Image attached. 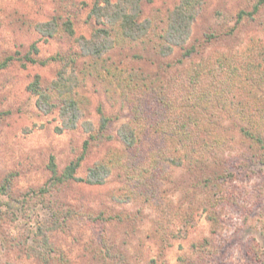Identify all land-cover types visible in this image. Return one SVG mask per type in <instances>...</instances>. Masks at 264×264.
I'll list each match as a JSON object with an SVG mask.
<instances>
[{
  "label": "rangeland",
  "instance_id": "rangeland-1",
  "mask_svg": "<svg viewBox=\"0 0 264 264\" xmlns=\"http://www.w3.org/2000/svg\"><path fill=\"white\" fill-rule=\"evenodd\" d=\"M179 1L143 0L141 18ZM257 1L209 0L184 47L167 57L121 40L104 54L120 66L118 72L132 69L145 77L139 84L156 80L165 92V108L131 93L145 129L130 152L117 130L133 119L131 109L118 95H107L99 78L88 77L79 93L88 100L86 120L95 128L98 107L111 117L110 139L89 140L80 126L57 133V111H38L26 89L35 75L46 86L61 69L56 61L26 63L33 43L34 58H73L75 73L89 61L75 39L100 27L88 18L95 0H0V62L14 57L0 69V264H264V149L241 130L264 140V4L251 19L237 20ZM51 18L69 20L74 36L41 37L33 26ZM215 58L225 68L235 66L238 75L216 90L213 74L194 77ZM188 81L196 86L192 94ZM145 105L158 114L145 112ZM195 110L203 112L200 118ZM85 141L76 176L84 177L99 160L118 156L125 164L152 151L159 172L155 192L145 198L138 190L129 202L115 200L129 183L124 165L100 186L70 181L39 192L49 186L50 157L59 174L83 152ZM188 152L180 167L162 161ZM54 220L58 225L50 228Z\"/></svg>",
  "mask_w": 264,
  "mask_h": 264
},
{
  "label": "trees",
  "instance_id": "trees-1",
  "mask_svg": "<svg viewBox=\"0 0 264 264\" xmlns=\"http://www.w3.org/2000/svg\"><path fill=\"white\" fill-rule=\"evenodd\" d=\"M142 1L115 0L111 2L110 0H95L88 14V18H94L96 24L100 27L96 28L88 38L79 36L75 39L80 50V55L89 60L77 73L70 67L74 62L73 58H64L56 55L46 60H38L33 57L37 53L36 44L33 43L29 46L23 58L26 63L42 66L46 65L48 61L61 63V69L46 86H42L40 77L35 75L26 88L28 92L36 97L35 106L38 111L45 115L55 110L57 111L59 118V127L55 129L57 133L74 130L80 126L88 134L89 140L111 138V135H107L106 132L112 119L104 113L101 107L96 109L99 118L96 128L86 120L88 100L79 93V88L88 77L99 78L108 88L106 89L107 95H118L120 100L125 101L130 107L133 119L122 123L117 130V137L130 152L137 149V143L140 140L139 133H144L143 130L145 129V126L138 122L141 112L136 106L135 99H133L131 93L136 91V94H139L141 99L148 97L150 107L153 103H157L163 108L167 106L165 92L159 81L150 79L147 83L141 85L139 84V80H143L144 76L141 78V74L128 68L123 73L118 72L121 71L120 66L113 64L107 58H103V56L114 47L118 40L132 44L139 43L142 46L144 45V47H148L161 57L171 55L175 48L182 49L184 47L191 34L192 23L209 0H180L170 10H166L165 12L155 11L152 15L143 19L141 18ZM263 4L264 0H258L250 12L240 11L237 14V20L241 21L245 17L251 19ZM33 28L43 38H52L58 34H64L68 37L74 36L72 23L69 20L51 18L48 21L36 23ZM191 50H185L183 57H188L192 52ZM12 60H14L13 56L5 57L0 62V69L6 68ZM209 63V66L204 64L199 66L200 70H194V77L197 79L203 77L205 79L209 76L208 74H213V77H217V85L213 84L215 86L214 90H216V87L220 89V84H226L230 80H232L233 84L235 79L238 78L235 66L225 68L226 62L223 59L215 58ZM68 69L71 70L67 71ZM228 73L229 75L227 76ZM187 84L190 86L188 92H191V94L192 92L194 93L196 86L194 87L190 81ZM218 93L213 92L215 97ZM202 104L204 105V103H198L199 106ZM146 105L148 106V104ZM146 105L145 108L147 111L145 112H156L158 114L157 111ZM190 110H194V108L191 107ZM202 113L196 111L195 115L200 118ZM184 127L185 125H182V128ZM241 130L244 136L251 140L252 143L264 149V140L259 134L252 133L247 129ZM178 141V139L175 140L177 144ZM87 145L88 141H85L83 144V152L74 160L70 161L59 174L57 173L53 157H50L47 164V169L51 174L49 186L47 185V188H40L39 192L45 194L54 185L64 184L70 181L89 186H100L106 182L112 169L115 166L121 165H124V170H126L125 176L129 183H126L125 188L121 191V197L117 195L113 196L115 200L124 198L125 202H129L138 190L140 194L143 193L142 196L145 198L148 194L155 192L159 180H156L154 174L159 172H155V169H157V166L154 164L155 159L150 158L152 151L148 153L149 155H147L148 158L146 159L142 156H139V158L133 157L129 163L126 162L125 164L121 162L118 156L115 159L109 158L96 161L87 170L84 177H78L76 176V171L84 158ZM158 152L159 155H162L160 151ZM191 152L196 153V150H192ZM189 153H185V155L181 154L180 156L177 154L179 156L178 158L177 156H174V158L166 156L162 161L166 165L180 167L182 160ZM261 161L264 163V160L261 159ZM57 225L58 223L54 220L50 228H55ZM44 242L46 243V240Z\"/></svg>",
  "mask_w": 264,
  "mask_h": 264
}]
</instances>
